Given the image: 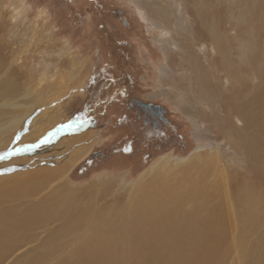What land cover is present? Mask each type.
<instances>
[{
  "label": "rangeland",
  "instance_id": "obj_1",
  "mask_svg": "<svg viewBox=\"0 0 264 264\" xmlns=\"http://www.w3.org/2000/svg\"><path fill=\"white\" fill-rule=\"evenodd\" d=\"M207 2L223 10L235 26L243 22L246 10L259 16L258 20L254 15L250 28L235 40L241 44L239 47L251 46L256 55L248 76V90L256 94L255 87L264 80V59L259 60L255 52L264 45V0ZM193 3L0 0V128L26 111V90L31 88L33 94L41 91L40 97L37 94L38 103L42 98L47 101L40 107L41 116L35 123L52 115L57 118L56 124L73 122L80 132L88 133L80 138L87 152L66 167L59 174L62 177L36 185L27 195L13 197L6 192L0 196V210L3 208L5 214H22L36 210L40 203L52 202L49 212L27 216L25 223L11 224L8 238L0 242V264H78L76 259L90 264H162L161 252L176 248L197 253L199 234H206L200 218L212 219L216 215L223 219L219 230L222 237L215 239L216 247L204 249L216 253V264H244L241 251L251 252V240L261 249L264 110L256 109L251 123L254 130L248 128L245 132L254 143L251 150L249 140L228 141L225 132L216 131V126L210 131L208 123L214 124L212 115L204 124L198 118L190 119L182 110L186 105L184 61L169 59L184 55L177 43L183 42L187 23L183 14L191 10ZM162 13H167L168 18L161 19ZM176 31L181 34V39L177 35L178 41L171 35ZM167 62L175 64L172 69ZM13 81L21 88L2 90L4 84ZM131 96L161 104L171 127L158 131L152 124L144 123L135 108L130 107ZM12 100L17 106L8 105ZM233 120L238 124L237 119ZM33 121L15 129H0V183L4 176L29 173L47 163L48 159L38 152L50 139L43 137L51 128L41 136L43 129L32 127ZM209 143L219 149L188 163L184 172L174 170L181 175L172 181L170 173H148L149 165L165 154L181 160L193 156L197 146L203 145L202 149ZM209 153L215 155V163H205ZM52 160L55 164L60 162ZM197 172H201V183L194 182ZM62 185L89 187L94 196L89 202L75 198L61 201L58 189ZM245 185H252L262 195V212L252 229L251 217H240V213L251 210L240 197ZM187 186L196 189L192 196ZM57 197L58 201H54ZM71 210L78 211L74 217L78 215L77 219L62 220L60 213ZM188 218L202 229L185 226ZM57 233L59 236L54 238ZM54 242H59L60 248L49 246ZM193 255L196 254H188ZM247 260H251V253Z\"/></svg>",
  "mask_w": 264,
  "mask_h": 264
},
{
  "label": "bare ground",
  "instance_id": "obj_2",
  "mask_svg": "<svg viewBox=\"0 0 264 264\" xmlns=\"http://www.w3.org/2000/svg\"><path fill=\"white\" fill-rule=\"evenodd\" d=\"M192 1L194 2V6L191 7V10H186L183 14V17L187 19V23L184 25L185 35H182L184 37H182L183 42L177 43L178 46H181V49L184 51V55H181L182 57L180 56V58L178 57L179 55H176V57H172L173 59H171V57L169 59L173 60L174 62L177 61V59H182V62L184 61L186 73L184 74L185 82H183L185 83L186 105L182 110H185L184 112H186L190 119L193 120L198 118V120L204 124L209 122L208 115H212L214 124L211 126V124L208 123V129L210 131H213L211 127L216 126V131L219 130L220 132H225L224 137L228 141L232 142L233 139H235L234 141L246 140L245 142H248L249 135H245V132L248 130V128L253 129V127H251V123L253 116L256 114V109L258 111L262 109L264 110V88L262 84L264 80L261 81L257 87H255L254 91H256V94L249 92L248 87L250 84L248 81V76L251 72V65L256 60V55L251 52V46L245 45L244 47L242 45L239 47L238 45L241 44H237L235 40L241 38L244 32L250 28L249 26L253 20V16L257 13H255L253 10H246L243 15V22L241 21L239 22V25L235 26V22H233L229 16H226L223 13V10H217V8L214 6H210L214 4L209 5L207 0ZM257 16L258 15H256V18ZM160 18L164 20L167 19V13L160 14ZM256 18H254L253 21H255ZM257 19H260L259 16ZM178 23H180V19ZM227 23L228 25H226ZM233 27H235L234 33L231 31ZM171 35L175 41H178L177 35L181 39L180 32L176 31ZM255 52L259 55V60L261 58L264 59V45H259ZM233 55H237L239 60L234 59ZM170 65V69H172L173 65L175 64L171 63ZM175 80L178 81L177 79ZM15 88H18L17 83L13 81L11 83L4 84L2 90L10 92ZM26 91V95H29V99L25 102L29 104L26 111H24L19 116H13L0 129H15L19 126H22L23 124H27L31 119H34L33 123L31 124L32 127L40 126V128L43 129L40 133L41 136H43L45 132L51 128L47 132V135L43 137H50V139L47 138V143L41 149H39L38 152L39 154H43V156H45L48 160L45 159L47 160V163L38 168H32L29 173H19L16 175L4 176L5 179H3L0 183V196H3L6 192H11L13 197L21 194L27 195L31 189L33 190L35 188L36 185L40 186L47 182L48 179L53 180L57 179L58 177H62L59 174L62 173L66 167L82 157L88 149L80 141V138L88 135V133L80 132L79 128L76 127L73 122H68V125L60 126L59 124H56L57 118L55 116L53 117L51 115L50 117L48 115L49 117L43 120L42 123H35V119L41 116V114L38 116V114L42 112H40V107H44L47 104V101L42 98L38 103L39 99H37V94L40 97L41 91H38L39 93L34 94L31 92V88H27ZM181 92L183 91L181 90ZM173 97H175V95ZM16 103V101L12 100L8 105L11 104L13 106H17L18 103ZM19 105L22 104L19 103ZM207 107L208 113L206 112ZM35 108L37 109L35 110ZM233 118L237 119L238 124H235ZM41 124H43V126H41ZM65 132L68 133L67 137H63ZM56 134L58 135L53 137ZM260 136L258 137L260 138ZM42 141L45 142V140ZM252 144V148L254 149V143L250 138L248 144L250 150ZM202 146L203 145H199L195 148V153H193V156L191 155L188 158L183 157L185 159L181 160L171 159L170 154H165L164 156L157 158L151 165H149L150 167L148 173L150 172V175H152V172H155L156 170L157 172L164 171L163 173H170V180L171 178L174 179L177 177V174L181 175L180 173L174 172V170L184 172L185 170H188V163L192 164V161L197 160L210 150L217 151V149H219L218 145H212L210 143L201 149ZM245 146H247L246 143ZM203 149L205 150L203 151ZM34 152L37 153V150ZM208 156L209 160L205 161V163H215V155L209 153ZM52 159L60 160V162L57 161L59 163L55 164L52 162ZM172 163L173 165L168 166ZM34 166L35 165H33V167ZM218 173H221L222 175L223 172L219 171ZM196 175L197 180H194V182L201 183V172H197ZM187 189L192 196L195 188L192 187L190 189V186H187ZM142 190L144 191V189ZM92 191L93 190H91L89 187L87 189L81 187L63 186L58 189V193L62 194L61 201H65L67 198H75L77 200L82 199L85 202H89L90 198L94 196V192ZM240 197H242L243 200L251 206V210L240 213V217L242 220H250L249 218L251 217L252 229L253 224H255V220L259 217L260 212H262V208H260V204L262 203V195L259 191L255 190L252 185H245ZM54 201H58V197L55 198ZM40 204H38L36 210L27 211L22 214H5L2 208L0 210V242L4 240V237H6L7 234L11 233L12 223H25L27 216L33 218L36 214H45V212H49V210L52 209H48V207H50L52 204L51 201H45L39 207ZM53 205L56 206L55 204ZM54 210L57 209L54 208ZM77 212L78 211L73 210L70 212L62 211L60 213V217H62V220L70 222L73 219H77L78 215L76 218H74L76 216L75 213ZM200 220L202 227L206 229V231L203 230V232L206 234H199V245L197 247L198 252L185 253L184 250L176 251V248L171 251L161 252L160 255L163 259L162 264H203L202 260L206 261V264H216V253H214V251L204 249L216 247L215 239L219 241V239L222 237L221 231L219 230H221L220 228L223 226V219L220 217V215H216L213 216L212 219H209V217H204L200 218ZM185 223L188 224L185 226H191L196 231L202 229L195 220H192V218H188ZM70 225H72V223ZM58 236L59 235L57 233L54 238H57ZM59 244V242H54L49 246L60 248ZM258 245L259 244H256L251 240V252L245 250L241 251L244 264H264V244L261 246L260 250L256 248ZM250 253L251 260L248 262L247 259ZM188 254L196 255L188 256ZM202 254L206 255L202 256ZM76 262L78 264H90L88 262H80L78 259H76ZM57 263L59 264L60 262Z\"/></svg>",
  "mask_w": 264,
  "mask_h": 264
},
{
  "label": "flooded vegetation",
  "instance_id": "obj_3",
  "mask_svg": "<svg viewBox=\"0 0 264 264\" xmlns=\"http://www.w3.org/2000/svg\"><path fill=\"white\" fill-rule=\"evenodd\" d=\"M130 105L131 108H135L138 118H141L144 123L152 124L155 130L163 131L165 127H171L165 108L161 104L149 101L142 102L138 98L131 96Z\"/></svg>",
  "mask_w": 264,
  "mask_h": 264
},
{
  "label": "snow or ice",
  "instance_id": "obj_4",
  "mask_svg": "<svg viewBox=\"0 0 264 264\" xmlns=\"http://www.w3.org/2000/svg\"><path fill=\"white\" fill-rule=\"evenodd\" d=\"M37 146H39V145H37ZM10 154V153H9Z\"/></svg>",
  "mask_w": 264,
  "mask_h": 264
}]
</instances>
